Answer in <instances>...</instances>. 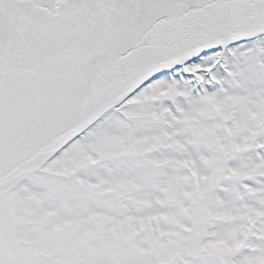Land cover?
<instances>
[{
    "label": "snow or ice",
    "instance_id": "obj_1",
    "mask_svg": "<svg viewBox=\"0 0 264 264\" xmlns=\"http://www.w3.org/2000/svg\"><path fill=\"white\" fill-rule=\"evenodd\" d=\"M0 264H264V0H0Z\"/></svg>",
    "mask_w": 264,
    "mask_h": 264
}]
</instances>
